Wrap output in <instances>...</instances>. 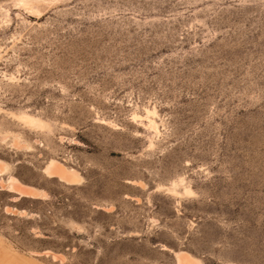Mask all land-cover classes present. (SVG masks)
Listing matches in <instances>:
<instances>
[{
    "label": "rangeland",
    "instance_id": "obj_1",
    "mask_svg": "<svg viewBox=\"0 0 264 264\" xmlns=\"http://www.w3.org/2000/svg\"><path fill=\"white\" fill-rule=\"evenodd\" d=\"M0 240L264 264V0H0Z\"/></svg>",
    "mask_w": 264,
    "mask_h": 264
},
{
    "label": "bare ground",
    "instance_id": "obj_2",
    "mask_svg": "<svg viewBox=\"0 0 264 264\" xmlns=\"http://www.w3.org/2000/svg\"><path fill=\"white\" fill-rule=\"evenodd\" d=\"M20 119H22L23 121L29 124L40 126L39 121L29 116H22ZM46 171L50 174L57 175L60 180H63L66 183L72 184L81 180L80 176L75 171H67L65 168H63L62 165L58 164L55 161H50L48 163L46 167ZM11 189H13L20 196L35 197V196L43 195L41 192H37L32 188L26 186H20L15 181L12 182ZM176 258L178 264H199L198 261H195L186 254H177ZM0 264H38V263L29 259H25L22 256L15 254L13 251L10 250L9 247L4 245V243L0 240Z\"/></svg>",
    "mask_w": 264,
    "mask_h": 264
}]
</instances>
